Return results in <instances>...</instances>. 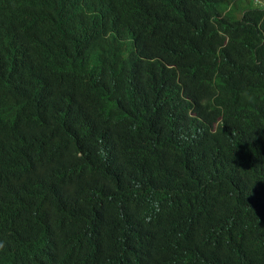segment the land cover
<instances>
[{"label": "trees", "instance_id": "16d2710c", "mask_svg": "<svg viewBox=\"0 0 264 264\" xmlns=\"http://www.w3.org/2000/svg\"><path fill=\"white\" fill-rule=\"evenodd\" d=\"M13 1L0 264H264V0H243L221 61L204 24L231 0H91L133 41L67 52L54 34L83 29L81 0Z\"/></svg>", "mask_w": 264, "mask_h": 264}, {"label": "clouds", "instance_id": "9594fccd", "mask_svg": "<svg viewBox=\"0 0 264 264\" xmlns=\"http://www.w3.org/2000/svg\"><path fill=\"white\" fill-rule=\"evenodd\" d=\"M82 5L78 9V13L80 16V21L83 24V29H80L76 31L77 36H72L65 31H58L54 34V37L64 43L65 50L64 52H67V47L69 44H77L79 48L83 46L88 41H91L93 39H97V37L100 34H104L105 37L111 39L112 41L116 43H127L130 41H133V37L131 35L125 36V28L124 24L121 22H108L103 24L104 18L107 16L111 10H109L108 6L103 3H94L89 0H81ZM259 3L262 2V0H258ZM237 3V0H231L226 8H222L221 13L218 14L217 18H213V20L207 21L204 25L213 30L214 33H216V39H220V37L223 35L225 37L224 40L221 42H217L218 45V53L220 55V61L229 55L228 51L229 44L228 43V31H231V29L236 28V25H240L243 20V13L247 11L246 7L242 2L239 6H241V11L237 9H232ZM14 5L13 0H0V18H5V20L8 21L9 28L15 29V27H18V24L15 20H11L9 11L11 9V6ZM145 5V7H143ZM134 7H138L140 9L147 8L149 11L155 15H158L155 12V9L159 7L162 9L165 13L166 8L162 4H145L143 0H136ZM264 9V5H262ZM229 10L234 11L235 13L230 15L231 16V22H227V18L229 17V14L227 13ZM264 12V10H263ZM231 26H233L231 28ZM254 29L259 30L262 33V41L264 42V32L262 28V23L253 25L252 32ZM149 41V38L146 40L144 44H146ZM150 44L154 43L157 44L156 41H149ZM39 48L42 45H36ZM241 47L245 49V44H242ZM215 65H212V67ZM210 71V70H209ZM10 201L7 199H0V207L3 204L9 203ZM11 212L9 211V214L11 215Z\"/></svg>", "mask_w": 264, "mask_h": 264}, {"label": "bare ground", "instance_id": "6f19581e", "mask_svg": "<svg viewBox=\"0 0 264 264\" xmlns=\"http://www.w3.org/2000/svg\"><path fill=\"white\" fill-rule=\"evenodd\" d=\"M78 1H79V0H78ZM90 1H91V0H90ZM120 6H121V5H120ZM126 9H127V8H126ZM126 9H125V10H126ZM114 10H115V9H114ZM119 10H120V9H119ZM131 12H132V11H131ZM137 12H138V11H137ZM126 13H127V12H126ZM139 16H140V15H139ZM140 20H141V18H140ZM125 22H126V21H125ZM132 22H133V21H132ZM140 22H141V21H140ZM65 27H66V26H65ZM65 27H64V28H65ZM131 27H133V26L131 25ZM74 29H75V28H74ZM66 33H67V32H66ZM71 34H72V33H71ZM58 41H59V40H58ZM153 45H154V44H153ZM144 49H145V48H144ZM151 51H152V50H150L149 52H151ZM143 52H144V51H143ZM147 55H148V54H147ZM5 59H6V58H5Z\"/></svg>", "mask_w": 264, "mask_h": 264}, {"label": "crops", "instance_id": "0c3cea01", "mask_svg": "<svg viewBox=\"0 0 264 264\" xmlns=\"http://www.w3.org/2000/svg\"><path fill=\"white\" fill-rule=\"evenodd\" d=\"M222 11V10H221Z\"/></svg>", "mask_w": 264, "mask_h": 264}]
</instances>
